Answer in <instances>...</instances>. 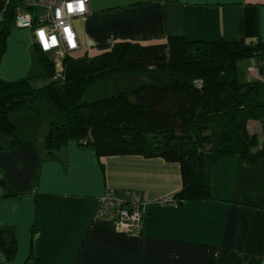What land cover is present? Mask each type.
<instances>
[{"label": "crops", "instance_id": "crops-1", "mask_svg": "<svg viewBox=\"0 0 264 264\" xmlns=\"http://www.w3.org/2000/svg\"><path fill=\"white\" fill-rule=\"evenodd\" d=\"M8 2L0 0V34ZM75 27L79 56L89 59L117 43L154 45L172 37L257 44L264 42V0H90ZM37 68L32 31L14 23L0 80L17 81ZM32 114L11 117L23 139L17 147L0 134V229L13 230L18 243L13 262L0 250V264H236L245 254L254 210L264 211V157L255 164L240 155L216 162L212 200L160 205L182 188L179 164L141 155L99 158L76 141L49 155L45 139L52 122ZM15 116L27 132L20 133ZM253 124L248 130L258 134ZM109 189L120 196L136 191L147 200L141 237L97 219ZM246 264H264V244Z\"/></svg>", "mask_w": 264, "mask_h": 264}, {"label": "trees", "instance_id": "trees-1", "mask_svg": "<svg viewBox=\"0 0 264 264\" xmlns=\"http://www.w3.org/2000/svg\"><path fill=\"white\" fill-rule=\"evenodd\" d=\"M20 4L21 0H9L3 13L0 62ZM263 50L264 42L249 44L242 39L121 42L94 58L65 57L62 77L56 79L49 55L34 45L39 68L17 81L0 80V134L17 147L23 139L11 117L33 113L36 106L47 103L64 117L63 123L50 124L45 139L49 155L76 141L94 149L99 158L160 157L181 168L182 188L174 195V205L209 201L210 169L216 162L240 155L255 164L264 157V139L248 130V123L254 121L264 132V66L261 78L246 81L240 80L238 67L242 61L264 60ZM124 73H147L151 84L131 96L121 92L94 102L84 100L88 89ZM40 80L47 84L35 87ZM195 80H202V86H196ZM263 244L264 211L254 210L246 251L236 264L261 255ZM0 250L9 262L15 260L18 243L13 230L0 229Z\"/></svg>", "mask_w": 264, "mask_h": 264}, {"label": "built area", "instance_id": "built-area-1", "mask_svg": "<svg viewBox=\"0 0 264 264\" xmlns=\"http://www.w3.org/2000/svg\"><path fill=\"white\" fill-rule=\"evenodd\" d=\"M90 0H21L17 7L15 26L32 31L34 45L47 55H54L56 79L62 77L63 59L66 55L77 56L82 50L75 21L88 14ZM71 5V7H69ZM264 57V50L260 52ZM259 79L262 71L255 66L249 68ZM194 84L201 87L202 80ZM2 171L0 169V183ZM3 192L0 184V199ZM148 202L139 192L120 196L116 190L109 189L100 198L98 220L113 222L117 230L132 237H141L143 221ZM160 205L175 204L174 197L158 201Z\"/></svg>", "mask_w": 264, "mask_h": 264}, {"label": "rangeland", "instance_id": "rangeland-1", "mask_svg": "<svg viewBox=\"0 0 264 264\" xmlns=\"http://www.w3.org/2000/svg\"><path fill=\"white\" fill-rule=\"evenodd\" d=\"M50 59L52 60V62L55 59L54 55H49ZM65 57H72V56H68L66 55ZM64 57V59H65ZM74 59H80L82 57H80L79 55L72 57ZM63 59V60H64ZM254 62V64H253ZM249 66H256V68L258 67H263L264 66V60H260V59H254V61L249 60V61H242L239 63L238 67H239V78L242 81H246L249 77L251 78V80L253 79H257L254 75L253 72H251L250 70L248 71V67ZM47 84V81H37L34 83L35 87H42L45 86ZM151 84V79L149 74H117L114 76H111L110 78L104 79L102 80L100 83H98L96 86L88 89L85 93L84 96V100L88 101V102H94V101H98L104 98H108L110 96H114V95H118L121 92H125L128 95H133V92L141 87V86H146ZM263 88H264V84H263ZM35 110L33 112L32 115L35 116H40L41 117V123L42 121L45 120H51L52 121H57L60 123L64 122V117L62 116V114H60L59 112H57L56 110H54L49 104L47 103H43L42 105L36 106ZM14 116H12L13 118ZM16 121H18V126L20 128V133L22 132H27V130H29V126L26 124L22 123V118L21 116H15ZM14 118V119H15ZM255 124L252 125V129L255 131H258V134L260 135L261 139H264V132L261 128V124H259L258 122H254ZM36 126L35 124L32 125V129H35Z\"/></svg>", "mask_w": 264, "mask_h": 264}, {"label": "water", "instance_id": "water-1", "mask_svg": "<svg viewBox=\"0 0 264 264\" xmlns=\"http://www.w3.org/2000/svg\"><path fill=\"white\" fill-rule=\"evenodd\" d=\"M0 184H1V186H2V187H4V186H5V185H4V183H2V182H1Z\"/></svg>", "mask_w": 264, "mask_h": 264}, {"label": "snow or ice", "instance_id": "snow-or-ice-1", "mask_svg": "<svg viewBox=\"0 0 264 264\" xmlns=\"http://www.w3.org/2000/svg\"><path fill=\"white\" fill-rule=\"evenodd\" d=\"M69 7H71V5H69Z\"/></svg>", "mask_w": 264, "mask_h": 264}]
</instances>
